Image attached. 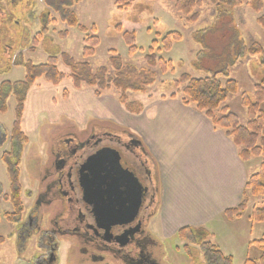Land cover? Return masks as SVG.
Listing matches in <instances>:
<instances>
[{
  "label": "rangeland",
  "instance_id": "374dc122",
  "mask_svg": "<svg viewBox=\"0 0 264 264\" xmlns=\"http://www.w3.org/2000/svg\"><path fill=\"white\" fill-rule=\"evenodd\" d=\"M255 1L241 0L239 6L229 8L218 5L215 0H201V6L195 9L199 13L198 20L191 23L174 10L173 2L170 0H133L131 7L126 10H119L114 0H81L71 9L76 13L79 23L88 28L87 33L97 35L100 39L94 55L84 58L82 49L85 34L75 27H68L59 19L57 12L48 7L43 0H0V7L2 3L5 8L9 6L11 9L8 11V20H18L17 24L9 21L4 27L6 35L3 37L10 36L12 42L0 39V49L4 48L7 51L6 55L2 54L6 59L0 56V82L23 80L25 77V68L21 64L23 61L45 63L50 55L59 57L61 52L71 55L77 62H88L93 71L105 66L110 76H114L115 68L110 64L109 58L116 53L121 58V66L131 65L135 68L136 74L131 72L126 74L130 80L143 79L144 74L155 78L154 83L146 86L143 93L127 91L129 100L142 104V110L136 114L126 110L120 103V93L114 87L102 91L100 95L95 94V87L84 83L75 87L70 77L71 70L60 57L57 67L65 74L60 83L53 84L44 77L36 79L29 88L31 90L24 105L25 112L21 123L23 131L28 136V143L23 147L19 166L22 216L34 208L35 197L41 190L39 184L44 175L45 159L55 138L64 133H75L81 139H85L91 133L104 131L131 133L136 136L134 126L141 123L143 114L153 111L148 105L159 99L168 98V95L175 91L173 81L184 72L194 77H203L219 71L218 77L222 83L227 78L236 80L238 90L228 95L224 104L245 122L247 116L241 106L240 96L243 92L252 93L255 84L264 77V65L260 64L258 56L241 55L243 45L249 46L256 41L264 46V28L256 20L258 16L264 15V0H257L260 3L259 10L256 9ZM31 4L32 6H28ZM44 13H48L53 22L49 24L47 34L33 49L32 42L42 30L41 15ZM133 17L138 19V24L134 27L137 50L130 55L122 32L117 31L115 26ZM91 27H95L94 32ZM64 30L68 31L62 36L59 32ZM169 31H178L182 38L173 43L168 51L163 49L155 51L158 57L170 60L173 66V71L162 73L158 67L149 66L145 57L149 53L152 41L156 40L160 47L161 37ZM5 46H9L10 49H5ZM110 50H114L115 53H111ZM6 103L8 105L6 111L0 113V128L8 136L14 119L13 97L10 96ZM260 108L264 110V102ZM121 136L126 138V135ZM9 147V139L0 144V158ZM260 161L261 158H252L249 161L247 166L251 173L259 171ZM156 181L155 210L159 199L157 174ZM0 187V236L5 237V242L0 246V264H34L36 258L44 253L35 245V238L32 237L28 241L19 238L17 242L15 223H9L3 217V213L11 211L12 208L2 197L8 194L9 178L1 160ZM255 204L264 205V195L250 197L242 219L234 222L227 218L226 220L230 222L217 219L208 226H202L210 232L206 240L218 245L224 255L232 256L230 264H243L247 258H257L263 252L250 244V241L264 236V224L251 223L247 218ZM52 210L53 206L46 208L48 212L45 213L46 218ZM157 222L153 214L147 230L159 245L154 251L161 264H222L213 259L206 260L198 245L178 238L176 232L179 228L172 235L166 234ZM46 225L47 222L43 227L46 228ZM72 244L68 238L60 241V250L55 252L59 258L54 264L107 263L106 258L102 262L81 258V252L71 247ZM107 259H109L107 264H115L110 257Z\"/></svg>",
  "mask_w": 264,
  "mask_h": 264
},
{
  "label": "trees",
  "instance_id": "16d2710c",
  "mask_svg": "<svg viewBox=\"0 0 264 264\" xmlns=\"http://www.w3.org/2000/svg\"><path fill=\"white\" fill-rule=\"evenodd\" d=\"M44 3L57 12L59 19L68 27H75L81 33L85 34L83 38L82 56L84 58L94 55L95 48L99 45L100 39L97 35L88 34V28L79 23L76 13L71 9L81 0H43ZM133 0H114V4L119 10H126L131 7ZM173 2L174 10L186 17L188 22L194 23L198 20L199 13L195 9L201 6V0H170ZM218 5L229 8L237 7L241 0H215ZM256 9H260V3L255 1ZM48 13L41 15L42 30L37 33L32 48L38 45L44 35L47 34L49 24L53 22ZM257 23L264 28V15L257 17ZM138 19L136 17L125 19L115 26V29L122 32V38L128 46V54L136 52L135 31ZM94 32L95 27H91ZM68 30L59 32L65 36ZM181 33L178 31H169L161 37V45L158 47L156 40L152 41L149 47V53L145 59L151 67H158L159 71L166 73L173 71L170 60L158 57L155 51L163 49L168 51L173 43L180 41ZM115 53L114 50H110ZM241 55L258 56L260 64L264 65V46L254 41L249 46L243 45ZM61 61L70 68V77L75 87L82 83L95 87V94L100 95L102 91L109 90L111 87L117 89L120 93V103L132 114L139 113L142 104L135 100H129L127 91L143 93L145 87L154 83L155 78L144 74L143 79L136 81L130 80L126 74L135 73V68L131 65L121 66L119 55L112 54L109 58L110 64L115 68L114 76L108 75L105 66L99 67L93 71L88 62H77L74 58L65 53L60 54ZM58 56L50 55L45 63L34 64L30 60L21 62L25 68V77L23 80L15 82H0V113L7 109L6 101L10 96L13 97L14 119L10 127L9 139L10 147L4 151L0 160L6 167L9 178V192L3 195V199L10 203L12 210L4 212V216L9 221L20 219L23 214L20 185V156L23 147L28 143V136L23 131L21 123L23 119L24 103L31 85L40 77H44L53 84L60 83L65 74L57 67ZM126 71V72H125ZM219 71L203 76L194 77L189 73H182L173 81L175 91L170 93L168 98H179L184 105H191L197 111L201 112L214 127L221 129L238 148V156L243 162H248L252 158H261L259 171L250 174L245 182L242 198L240 202L224 211L228 220L238 219L247 210L251 196L264 195V110L260 105L264 102V77L255 84L252 93L243 92L240 96L241 106L246 112L245 122L229 107L224 104L228 95L234 94L238 90V83L232 78H227L223 83L218 77ZM138 75V74H137ZM142 75V74H141ZM180 95V97H178ZM251 223L264 224V205H253L248 216ZM178 238L187 240L189 243L196 244L204 253L206 260L213 259L222 264H230L231 255H224L218 246L211 241L206 240L210 235L209 231L203 227L184 226L176 232ZM5 241V237L0 236V245ZM263 252L257 258H247L243 264H264V236L263 238L250 241ZM187 249V246H184Z\"/></svg>",
  "mask_w": 264,
  "mask_h": 264
},
{
  "label": "flooded vegetation",
  "instance_id": "af4514ba",
  "mask_svg": "<svg viewBox=\"0 0 264 264\" xmlns=\"http://www.w3.org/2000/svg\"><path fill=\"white\" fill-rule=\"evenodd\" d=\"M4 8L2 4V24L7 23L11 11L6 9L7 12H4ZM14 20L18 22L17 19ZM3 35L6 32L4 26L0 25V39L12 42L10 36ZM2 54L0 49L1 58H5ZM5 140L6 133L0 131V144ZM105 147L114 149L143 187L139 206L126 223H99L96 221L93 205L84 200L80 184L81 167L90 156ZM149 153L138 137L131 133L104 131L91 133L85 139L75 133H64L55 138L47 160L45 159L44 175L39 184L41 190L35 197L34 208L25 215L18 227L19 238L28 241L34 237L38 249L45 253H41L34 264L57 262L59 257L55 252L60 250V241L66 238L73 243L71 247L81 252V258L91 261L102 262L106 258L108 263L107 258L110 257L115 264H161L154 251L159 245L147 230L149 220L155 212L157 192L155 163ZM120 190L122 193H119V198H127L131 210L136 201V186L130 183L125 194L121 188ZM46 206H53L48 218L45 216L48 213ZM114 208H118L117 205ZM45 222L46 228L43 227Z\"/></svg>",
  "mask_w": 264,
  "mask_h": 264
},
{
  "label": "crops",
  "instance_id": "0c3cea01",
  "mask_svg": "<svg viewBox=\"0 0 264 264\" xmlns=\"http://www.w3.org/2000/svg\"><path fill=\"white\" fill-rule=\"evenodd\" d=\"M1 20L4 27L9 21H16L2 24ZM1 52L6 55L7 51L2 48ZM148 106L153 111L143 114L134 130L155 163L159 199L154 218L160 229L172 235L184 226H208L217 219L230 222L224 211L240 202L246 179L252 174L247 166L249 161L243 162L232 140L193 106L184 105L177 98L159 99ZM0 131L4 132L1 128ZM25 215L9 221L3 213L7 222L16 225L17 242L18 227ZM242 218L243 215L231 222Z\"/></svg>",
  "mask_w": 264,
  "mask_h": 264
},
{
  "label": "water",
  "instance_id": "95a60500",
  "mask_svg": "<svg viewBox=\"0 0 264 264\" xmlns=\"http://www.w3.org/2000/svg\"><path fill=\"white\" fill-rule=\"evenodd\" d=\"M130 183L136 186V201L133 202L134 207L132 204L131 210L128 199L119 198V193H122L120 188L125 194ZM80 184L84 200L93 205L96 221L110 225L130 221L143 192L141 183L133 176L126 162L119 159L114 149L106 147L90 156L82 165ZM116 205L118 208H114Z\"/></svg>",
  "mask_w": 264,
  "mask_h": 264
}]
</instances>
